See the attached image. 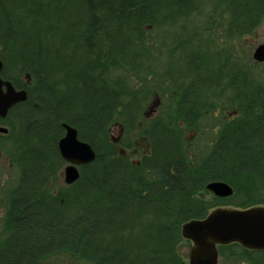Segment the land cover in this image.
Instances as JSON below:
<instances>
[{
  "label": "trees",
  "instance_id": "16d2710c",
  "mask_svg": "<svg viewBox=\"0 0 264 264\" xmlns=\"http://www.w3.org/2000/svg\"><path fill=\"white\" fill-rule=\"evenodd\" d=\"M263 20L264 0H0L2 76L28 91L0 119L13 173L0 264L62 253L84 264H188L184 223L264 205V75L232 49ZM156 97L150 152L132 161L120 147L132 146ZM64 123L97 157L57 186ZM214 180L234 194L207 198ZM218 250L224 264H264V250L238 242Z\"/></svg>",
  "mask_w": 264,
  "mask_h": 264
},
{
  "label": "water",
  "instance_id": "95a60500",
  "mask_svg": "<svg viewBox=\"0 0 264 264\" xmlns=\"http://www.w3.org/2000/svg\"><path fill=\"white\" fill-rule=\"evenodd\" d=\"M254 59L264 62V44L257 47ZM3 61L0 58V119H5L16 104L26 101L28 91L18 89L12 81L2 76ZM65 135L59 141V150L67 165L63 173L66 184L80 178L79 167L93 162L97 153L92 145L81 139L76 127L64 123ZM9 128L0 124V132ZM206 189L220 198L230 197L234 188L226 181L214 180ZM182 235L193 245L189 264H219L218 245L238 242L251 250H264V205L248 208L220 206L212 209L205 218L192 219L182 225Z\"/></svg>",
  "mask_w": 264,
  "mask_h": 264
},
{
  "label": "rangeland",
  "instance_id": "374dc122",
  "mask_svg": "<svg viewBox=\"0 0 264 264\" xmlns=\"http://www.w3.org/2000/svg\"><path fill=\"white\" fill-rule=\"evenodd\" d=\"M261 44H264V20L261 23V25L252 34L244 36L238 43L234 42V44H232V49L233 52H236L243 61L253 66L258 73L264 75V62L256 61L253 56L257 47ZM159 111H160L159 100L156 97L152 99L148 104L142 119L140 120L136 130L132 134L131 137L132 146L131 147L121 146L120 154L130 158L132 161L139 162L143 155L148 154L150 152L151 144L149 138L145 135V127L148 124V122L157 115ZM209 120L210 121L208 122L211 123L213 118H210ZM210 125L211 124L207 125L208 129H210ZM111 132L114 140L116 142L120 141L123 133L121 124L115 123L111 128ZM209 137H211V134L208 135L207 133V140L209 139ZM203 140L206 141V136L204 139H199L200 142L199 144H202L204 142ZM66 165L67 163L65 164V166ZM11 166L12 165L10 164L5 152L0 150V216L3 212L2 188L6 186V184L10 183V179L12 177L11 174H13ZM63 170L56 181L57 186L66 184ZM212 195H214L212 192L205 194L207 198H211ZM192 245L193 243L190 240L183 237V241L179 246L180 252L187 260L188 264H189V257H190ZM45 264H84V263L73 259L67 253H62ZM219 264H224L222 263L221 259Z\"/></svg>",
  "mask_w": 264,
  "mask_h": 264
}]
</instances>
